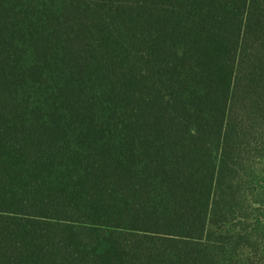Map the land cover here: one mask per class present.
Listing matches in <instances>:
<instances>
[{
	"label": "trees",
	"instance_id": "16d2710c",
	"mask_svg": "<svg viewBox=\"0 0 264 264\" xmlns=\"http://www.w3.org/2000/svg\"><path fill=\"white\" fill-rule=\"evenodd\" d=\"M0 264H264V0H0Z\"/></svg>",
	"mask_w": 264,
	"mask_h": 264
}]
</instances>
